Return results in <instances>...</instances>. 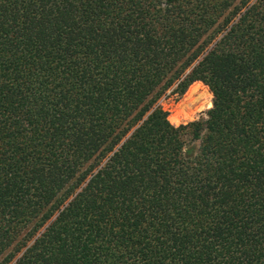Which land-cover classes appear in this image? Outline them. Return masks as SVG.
Listing matches in <instances>:
<instances>
[{
  "label": "trees",
  "instance_id": "16d2710c",
  "mask_svg": "<svg viewBox=\"0 0 264 264\" xmlns=\"http://www.w3.org/2000/svg\"><path fill=\"white\" fill-rule=\"evenodd\" d=\"M0 264H264V0H0Z\"/></svg>",
  "mask_w": 264,
  "mask_h": 264
},
{
  "label": "rangeland",
  "instance_id": "374dc122",
  "mask_svg": "<svg viewBox=\"0 0 264 264\" xmlns=\"http://www.w3.org/2000/svg\"><path fill=\"white\" fill-rule=\"evenodd\" d=\"M211 98L209 89L201 82L194 81L181 96L167 95L160 98L159 105L167 112L168 122L177 125L204 117L211 106Z\"/></svg>",
  "mask_w": 264,
  "mask_h": 264
}]
</instances>
